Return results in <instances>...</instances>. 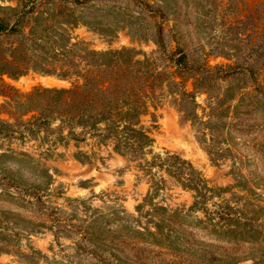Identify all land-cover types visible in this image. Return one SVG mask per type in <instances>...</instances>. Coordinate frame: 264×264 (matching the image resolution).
Masks as SVG:
<instances>
[{
  "label": "rangeland",
  "instance_id": "374dc122",
  "mask_svg": "<svg viewBox=\"0 0 264 264\" xmlns=\"http://www.w3.org/2000/svg\"><path fill=\"white\" fill-rule=\"evenodd\" d=\"M0 20L24 71L0 75V264H264V0H0ZM124 48L127 85H158L135 119L148 145L13 125L14 95L82 85L91 52Z\"/></svg>",
  "mask_w": 264,
  "mask_h": 264
},
{
  "label": "trees",
  "instance_id": "16d2710c",
  "mask_svg": "<svg viewBox=\"0 0 264 264\" xmlns=\"http://www.w3.org/2000/svg\"><path fill=\"white\" fill-rule=\"evenodd\" d=\"M17 24L18 22L10 27L8 23L0 20V34L14 32ZM134 53L136 54L138 51L128 48L108 53L91 52L90 55L96 58L95 67L97 70H90L88 76L84 77L82 85L68 90L36 89L26 97V100H22L19 95H14L10 100L12 109L14 108L11 113L15 121L13 125L20 126L23 122L20 114L30 112H35L32 116L30 129H46L50 127L53 120L60 118L61 125L64 127L69 126V128L75 129L81 126L82 129L91 133L97 132L98 125L105 122L108 127L107 137L119 140L117 135L122 132L125 148L142 149L151 141L146 133L135 128L137 125L135 119L137 121L138 115L148 112V101L152 99L158 85L152 81L153 71L148 69L142 73L140 83L136 85L133 82L130 87L127 85L125 72H129L134 64H141V62H134L131 67L126 68L130 62L128 57ZM11 54L13 56L12 52ZM0 60V75L19 76L24 73L22 69L12 68L13 59L8 61L5 55H1ZM183 60L182 58L180 63ZM144 63L147 65L148 62L144 61ZM176 63L178 64V61ZM112 67L115 68L108 74ZM124 68L125 70H123ZM0 87H4V85L1 84ZM150 88L154 91L149 92ZM132 95L140 99L138 106H140L141 112L139 113L138 109L136 113L137 106L132 107L130 103H126ZM124 104L128 106H124ZM24 109L27 111L22 113ZM121 127L122 129L119 131ZM71 133L74 134L73 131ZM132 138L136 140H132ZM186 187L195 192L194 207H199L202 204L201 198L204 197L205 187L195 178L194 173H191Z\"/></svg>",
  "mask_w": 264,
  "mask_h": 264
},
{
  "label": "bare ground",
  "instance_id": "6f19581e",
  "mask_svg": "<svg viewBox=\"0 0 264 264\" xmlns=\"http://www.w3.org/2000/svg\"><path fill=\"white\" fill-rule=\"evenodd\" d=\"M163 123L167 132L173 131L176 133L182 132L188 134L187 129H184V126L179 123V119L173 114L166 115Z\"/></svg>",
  "mask_w": 264,
  "mask_h": 264
}]
</instances>
